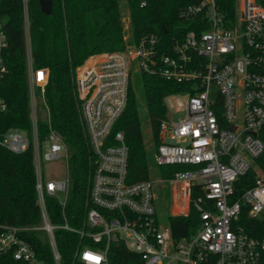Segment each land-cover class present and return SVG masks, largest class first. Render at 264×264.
<instances>
[{
    "label": "built area",
    "instance_id": "1",
    "mask_svg": "<svg viewBox=\"0 0 264 264\" xmlns=\"http://www.w3.org/2000/svg\"><path fill=\"white\" fill-rule=\"evenodd\" d=\"M236 6L235 18L226 16L218 0L180 7L178 17L193 18L196 28L174 40L168 53L160 51L156 33L133 40L129 19L124 49L95 53L76 68L94 170L85 214L74 223L67 211L72 184L69 147L52 126L44 139L40 135L39 111L49 71L33 64L29 6L23 0L31 130L0 131V147L15 153L32 148L40 222L0 223V259L12 254L29 264H46L24 236L42 231L56 264H62L55 235L60 229L79 236L74 257L84 264H108L115 241L139 253L144 264H264V236L251 235L242 222L243 213L264 219V170L255 164L264 151V0H236ZM6 44L0 29V76L7 71L2 55ZM139 71L192 84L193 93L172 95L185 96L180 109L184 115L161 120L154 154L159 166H186L164 181L175 184L176 196L184 201L183 214L192 204L199 212V226L188 237L176 238L170 224L160 223L152 179L128 180L125 134L112 132L126 106L133 73ZM5 109L0 97V114ZM61 160L66 166L62 176L45 174V164ZM250 168L256 172L254 184L237 194L236 183ZM194 190L198 195L192 199ZM50 198L60 206L57 221L51 216Z\"/></svg>",
    "mask_w": 264,
    "mask_h": 264
},
{
    "label": "trees",
    "instance_id": "2",
    "mask_svg": "<svg viewBox=\"0 0 264 264\" xmlns=\"http://www.w3.org/2000/svg\"><path fill=\"white\" fill-rule=\"evenodd\" d=\"M199 0H125L131 15L133 40L146 33H156L161 39L160 51L168 53L174 40L195 29L193 18L178 17L180 7ZM227 17H236V0H218ZM123 0H52L50 13H45L40 0H28L30 38L33 64L47 68L48 82L44 102L39 111V128L44 139L52 126L64 137L70 151L72 179L67 211L70 218L80 220L86 209L89 177L94 170V151L86 132L81 104L77 95L76 68L89 56L104 51L125 48ZM142 2H145L142 4ZM0 29L7 44L2 50L7 71L0 76V97L6 109L0 114V131L10 128L31 130L27 46L23 17V0H0ZM192 84L139 71L133 73L128 99L112 132L122 130L129 147L128 180L151 179V158L145 143L143 118L149 121L154 144L160 143V122L168 116L166 97L177 93H193ZM40 93V91H39ZM40 95V94H39ZM146 107V117L142 114ZM44 109L48 115L44 114ZM264 140V127L261 130ZM157 149V148H156ZM264 170V151L255 158ZM184 165H162L160 174L169 179ZM256 178L250 168L238 180L236 193L252 186ZM36 176L32 148L15 153L0 147V223L28 226L40 222L37 204ZM198 195L192 191V199ZM53 221H57L60 206L48 199ZM242 215L245 229L254 236H264V219ZM176 238L194 234L200 223L199 212L191 205L187 214L168 215ZM62 264H84L74 257L80 241L76 233L56 230ZM46 264H56L49 243L42 231L24 235ZM108 264H144L142 256L121 242H112ZM2 264H29L12 254L0 259Z\"/></svg>",
    "mask_w": 264,
    "mask_h": 264
},
{
    "label": "rangeland",
    "instance_id": "3",
    "mask_svg": "<svg viewBox=\"0 0 264 264\" xmlns=\"http://www.w3.org/2000/svg\"><path fill=\"white\" fill-rule=\"evenodd\" d=\"M123 7V23H131V15L129 9L125 6V0L122 2ZM125 21V22H124ZM174 95V94H172ZM169 95L166 97V104L168 106V116L169 120H177L179 116H183L184 112L180 111V109L184 106L185 96L179 94L172 96ZM142 114L143 117H146V107L145 104H142ZM143 129L145 133V143L147 150L149 152L151 158V166H150V175L151 179L155 184V192L157 195L156 199V207L158 211V216L160 223L162 225H168V215H178L183 214V203L184 201L178 196H176L175 184L172 182L164 181L160 174V166L156 163L154 154L156 152V146L154 144L152 129L149 124V121L146 118H143ZM66 171V166L64 161H58L54 163H47L44 165V172L46 175H52L53 177L62 176ZM191 209V206L189 210Z\"/></svg>",
    "mask_w": 264,
    "mask_h": 264
},
{
    "label": "water",
    "instance_id": "4",
    "mask_svg": "<svg viewBox=\"0 0 264 264\" xmlns=\"http://www.w3.org/2000/svg\"><path fill=\"white\" fill-rule=\"evenodd\" d=\"M40 5L45 13H50L52 9V0H40Z\"/></svg>",
    "mask_w": 264,
    "mask_h": 264
}]
</instances>
